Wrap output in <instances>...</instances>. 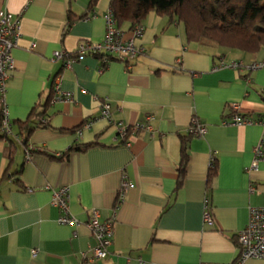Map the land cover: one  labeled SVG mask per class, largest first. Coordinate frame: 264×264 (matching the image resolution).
<instances>
[{"label": "crops", "instance_id": "0c3cea01", "mask_svg": "<svg viewBox=\"0 0 264 264\" xmlns=\"http://www.w3.org/2000/svg\"><path fill=\"white\" fill-rule=\"evenodd\" d=\"M109 9L110 0H98L93 8L91 0H0V11L21 20L6 91L18 137L0 138V264L233 263L250 207L264 205V161L247 171L263 127L222 121L232 117L231 103L238 104L240 115L264 118V69L213 68L218 54L249 62L264 58V48L249 54L189 41L183 22L153 10L143 19L146 31L138 40L145 51L132 67L112 59L101 70L99 55L85 56L71 68L53 60L56 50L102 40ZM85 14L91 17L81 18ZM130 27L122 25L124 31ZM59 75L62 90L74 100L48 106V126L35 128L28 138L45 152L27 160L21 123L51 95ZM106 101L117 121L133 124L151 115L153 132L132 135L130 146L116 143L117 129L99 118ZM193 116L208 126L202 137H188ZM89 118L96 119L79 133ZM186 139L188 162L179 185ZM73 144L89 146L65 159L54 157ZM124 178L130 186L116 212L114 242L106 258L91 262L97 240L86 222L93 208L101 221L113 216ZM60 186H69L70 211L80 225L58 222L52 189ZM207 196L211 225L204 222Z\"/></svg>", "mask_w": 264, "mask_h": 264}, {"label": "built area", "instance_id": "2783aa9c", "mask_svg": "<svg viewBox=\"0 0 264 264\" xmlns=\"http://www.w3.org/2000/svg\"><path fill=\"white\" fill-rule=\"evenodd\" d=\"M95 15V14H93ZM91 17L90 15L87 17ZM106 33L102 40L93 41L90 39L82 40L78 46L73 50H56L53 55V60H63L64 67L71 68L72 64L79 59L88 55H102L103 70L110 57L116 58L124 62L127 68L132 67L134 62L144 53L145 49L138 44L146 31L143 23L135 25L132 29L124 31L117 27L113 14L108 10L106 16ZM21 35V20L19 16L7 10L0 11V132L7 136H16L18 134L14 131V124L10 118L9 108L6 101L7 83L11 73L15 69V58L13 50L18 45ZM35 44H33V47ZM234 68L245 69L249 72L264 69V58L253 59L249 62L242 60H227L223 54L217 55V63L214 70L219 68ZM61 76H57L53 81V90L55 101H73L74 95L71 92L62 90ZM230 108L234 111L232 117L224 119V125H251L259 124L263 127V135L258 144L254 147V157L247 168V171L257 170L259 163L264 161V118H254L248 115H240L237 111L238 104L231 103ZM99 118L107 121L109 125L117 129V134L114 137L116 143H122L127 146L131 145V136L142 131L153 132L151 115L146 116L144 121H139L133 124H127L123 121L114 119L111 106L106 101L101 105ZM96 118H89L85 120L82 127L78 130L82 132L84 128L92 126ZM208 126L199 120L198 117L193 116L187 129V134L191 137H202L207 133ZM34 145L29 144L25 150L26 159L29 160L34 151ZM210 169L215 168V153L210 157ZM129 182L124 178L123 183L119 189L117 199L114 205V214L109 220H100V211L93 208L89 220L86 222L87 227L91 230L97 240V245L92 249V256L89 261L104 259L109 254V247L114 242L115 234V217L118 208L126 199L129 189ZM251 192H256V188L251 186ZM52 204L60 209V216L58 222L66 225H80L81 222L71 213L70 188L69 186H60L52 189ZM204 222L208 225L213 224L214 219L211 214V201L207 196L205 199ZM237 247L238 257L230 264H247L251 259H264V205L252 206L249 210L248 223L237 233ZM33 256L37 255V250L32 251ZM209 264V263H200Z\"/></svg>", "mask_w": 264, "mask_h": 264}, {"label": "trees", "instance_id": "16d2710c", "mask_svg": "<svg viewBox=\"0 0 264 264\" xmlns=\"http://www.w3.org/2000/svg\"><path fill=\"white\" fill-rule=\"evenodd\" d=\"M97 1L91 0V8ZM153 10L167 13L171 18L183 22L189 41L205 46L239 50L249 54H256L264 48V0H110V11L117 27L121 29L125 22H130V29H132L135 25L142 23L147 14ZM88 16L89 14H85L81 18ZM74 21L75 17L70 15L69 24ZM100 57L102 58V55ZM112 59L116 58L110 57V60ZM53 98L52 86L51 95L44 102L37 103L29 119L21 123L22 131L19 136L22 135L21 142L24 144L25 150L29 145L28 138L34 129L48 126V120L44 115L48 106L53 103ZM188 137L191 136L188 135ZM0 138L11 141L10 136L1 132ZM188 142V139L184 140L183 158L179 169V185L185 176L188 162ZM88 146L73 144L66 151L56 153L54 157L65 159L71 151L81 150ZM34 148L33 153L45 152V149L37 146ZM215 172L216 170L213 168L209 175L211 179ZM10 176L16 181L15 176L12 174Z\"/></svg>", "mask_w": 264, "mask_h": 264}]
</instances>
